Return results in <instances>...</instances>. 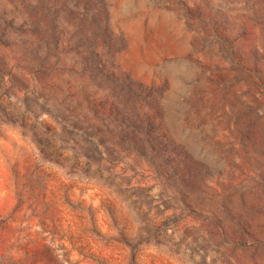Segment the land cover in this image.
Instances as JSON below:
<instances>
[{
    "label": "rangeland",
    "instance_id": "rangeland-1",
    "mask_svg": "<svg viewBox=\"0 0 264 264\" xmlns=\"http://www.w3.org/2000/svg\"><path fill=\"white\" fill-rule=\"evenodd\" d=\"M0 264H264V0H0Z\"/></svg>",
    "mask_w": 264,
    "mask_h": 264
}]
</instances>
